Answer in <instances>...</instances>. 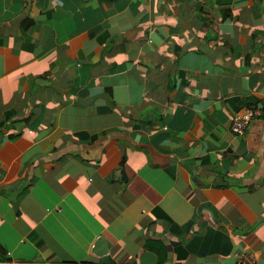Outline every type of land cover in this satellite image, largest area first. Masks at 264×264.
<instances>
[{
    "label": "crops",
    "instance_id": "crops-1",
    "mask_svg": "<svg viewBox=\"0 0 264 264\" xmlns=\"http://www.w3.org/2000/svg\"><path fill=\"white\" fill-rule=\"evenodd\" d=\"M245 253L264 264V0H0V264Z\"/></svg>",
    "mask_w": 264,
    "mask_h": 264
},
{
    "label": "built area",
    "instance_id": "built-area-1",
    "mask_svg": "<svg viewBox=\"0 0 264 264\" xmlns=\"http://www.w3.org/2000/svg\"><path fill=\"white\" fill-rule=\"evenodd\" d=\"M253 114V110L249 108L235 111L231 118V129L238 134H242L245 128L250 124ZM252 260V254L245 253L240 257L237 264H252Z\"/></svg>",
    "mask_w": 264,
    "mask_h": 264
},
{
    "label": "water",
    "instance_id": "water-1",
    "mask_svg": "<svg viewBox=\"0 0 264 264\" xmlns=\"http://www.w3.org/2000/svg\"><path fill=\"white\" fill-rule=\"evenodd\" d=\"M103 243H104L103 238H101L100 241L96 244V247H97V250L102 251L101 260H104L105 262H107V255H106L107 248L102 246ZM0 259H1V256H0Z\"/></svg>",
    "mask_w": 264,
    "mask_h": 264
},
{
    "label": "trees",
    "instance_id": "trees-1",
    "mask_svg": "<svg viewBox=\"0 0 264 264\" xmlns=\"http://www.w3.org/2000/svg\"><path fill=\"white\" fill-rule=\"evenodd\" d=\"M203 243H208V237L204 238Z\"/></svg>",
    "mask_w": 264,
    "mask_h": 264
}]
</instances>
